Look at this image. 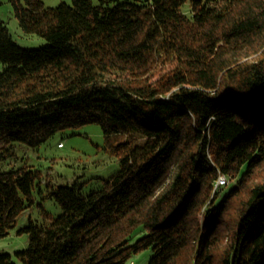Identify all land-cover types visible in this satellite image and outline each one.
Instances as JSON below:
<instances>
[{
    "label": "trees",
    "instance_id": "1",
    "mask_svg": "<svg viewBox=\"0 0 264 264\" xmlns=\"http://www.w3.org/2000/svg\"><path fill=\"white\" fill-rule=\"evenodd\" d=\"M10 2L48 43L21 47L0 19V142L97 123L120 161L100 189L50 193L63 213L20 228L23 264H126L145 248L148 264H264V178L248 180L264 163V0H192L191 15L186 0ZM222 175L239 179L219 194ZM41 178L0 170V238Z\"/></svg>",
    "mask_w": 264,
    "mask_h": 264
},
{
    "label": "rangeland",
    "instance_id": "2",
    "mask_svg": "<svg viewBox=\"0 0 264 264\" xmlns=\"http://www.w3.org/2000/svg\"><path fill=\"white\" fill-rule=\"evenodd\" d=\"M46 6L57 7L72 0H42ZM98 3V0H93ZM144 1V0H133ZM191 2L186 0L182 9L191 15ZM0 19L8 26L16 42L25 48H39L48 43L43 36L28 34L14 13L10 0H0ZM3 65L0 62V70ZM101 125L87 123L77 127H69L57 131L38 146H30L19 141L0 142V170H11L24 166L41 172V181H37L33 192L32 204L17 218L16 224L9 233L0 238V253L6 252L13 256L15 264L23 262L15 255L19 250L27 248L29 234L19 232L21 227L28 225L31 220L37 223H49L51 216L56 218L63 213L61 205L51 197L50 193L60 185H70L82 194L91 193L103 187L104 180L110 179L120 169V161L114 154L110 142L104 136ZM61 144V145H59ZM218 180L217 190L223 193L230 185L238 184V178H228L221 184ZM264 178V163L254 169L249 184L254 180ZM234 204V199L230 205ZM146 232L140 228L129 241L135 243ZM153 255L151 248H145L133 254L126 264H148Z\"/></svg>",
    "mask_w": 264,
    "mask_h": 264
},
{
    "label": "built area",
    "instance_id": "3",
    "mask_svg": "<svg viewBox=\"0 0 264 264\" xmlns=\"http://www.w3.org/2000/svg\"><path fill=\"white\" fill-rule=\"evenodd\" d=\"M61 145V144H60ZM223 178H221V184L225 182L226 177L222 175Z\"/></svg>",
    "mask_w": 264,
    "mask_h": 264
}]
</instances>
